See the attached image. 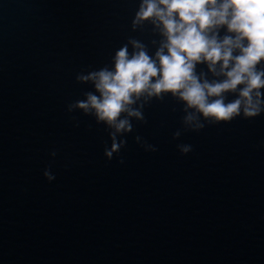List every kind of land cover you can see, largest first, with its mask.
I'll return each instance as SVG.
<instances>
[{"label":"water","instance_id":"water-1","mask_svg":"<svg viewBox=\"0 0 264 264\" xmlns=\"http://www.w3.org/2000/svg\"><path fill=\"white\" fill-rule=\"evenodd\" d=\"M140 4L0 0V264H264V112L216 122L163 93L116 133L69 110L121 47L154 57Z\"/></svg>","mask_w":264,"mask_h":264},{"label":"clouds","instance_id":"clouds-1","mask_svg":"<svg viewBox=\"0 0 264 264\" xmlns=\"http://www.w3.org/2000/svg\"><path fill=\"white\" fill-rule=\"evenodd\" d=\"M148 19L164 38L154 57L136 41L132 43L139 50L132 54L127 46L121 47L111 69L77 76L91 80L98 95L89 92L69 110H91L116 133L131 129L127 117H141L131 107L140 97L163 93L216 122L264 112V0H141L133 24ZM201 63L221 78L205 79L195 70ZM229 92L236 98L226 102ZM122 113L127 116L122 118ZM112 135L111 150H106L109 157L119 148ZM45 175L53 179L47 171Z\"/></svg>","mask_w":264,"mask_h":264}]
</instances>
